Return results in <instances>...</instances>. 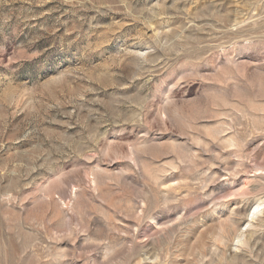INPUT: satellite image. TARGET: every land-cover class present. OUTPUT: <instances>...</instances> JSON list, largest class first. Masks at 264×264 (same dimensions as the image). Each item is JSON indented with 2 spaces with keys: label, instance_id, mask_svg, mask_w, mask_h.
<instances>
[{
  "label": "rangeland",
  "instance_id": "rangeland-1",
  "mask_svg": "<svg viewBox=\"0 0 264 264\" xmlns=\"http://www.w3.org/2000/svg\"><path fill=\"white\" fill-rule=\"evenodd\" d=\"M0 264H264V0H0Z\"/></svg>",
  "mask_w": 264,
  "mask_h": 264
},
{
  "label": "bare ground",
  "instance_id": "bare-ground-1",
  "mask_svg": "<svg viewBox=\"0 0 264 264\" xmlns=\"http://www.w3.org/2000/svg\"><path fill=\"white\" fill-rule=\"evenodd\" d=\"M256 208H258L257 206H256ZM256 212V211H255ZM260 213V212H259ZM254 214V213H253Z\"/></svg>",
  "mask_w": 264,
  "mask_h": 264
}]
</instances>
